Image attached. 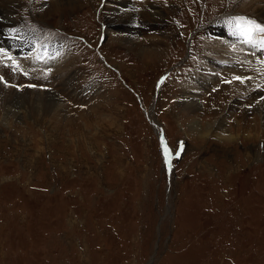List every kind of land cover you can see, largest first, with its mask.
I'll list each match as a JSON object with an SVG mask.
<instances>
[{
  "label": "rangeland",
  "instance_id": "obj_1",
  "mask_svg": "<svg viewBox=\"0 0 264 264\" xmlns=\"http://www.w3.org/2000/svg\"><path fill=\"white\" fill-rule=\"evenodd\" d=\"M160 2L158 18L139 12L143 0H17L6 11L35 39L15 55L0 44V102L16 104L15 116L0 106V264H264L261 98L222 90L252 76L240 63H264V49L207 31L233 12L264 20L249 0ZM126 5L137 12L115 16L116 41L102 15ZM40 43L55 53L35 54ZM218 94L227 103L212 134L190 135L180 99L202 110Z\"/></svg>",
  "mask_w": 264,
  "mask_h": 264
},
{
  "label": "bare ground",
  "instance_id": "obj_2",
  "mask_svg": "<svg viewBox=\"0 0 264 264\" xmlns=\"http://www.w3.org/2000/svg\"><path fill=\"white\" fill-rule=\"evenodd\" d=\"M16 1L17 0H0V14L4 13L3 16L6 18V16H5L6 11H8L9 8H13V6H16ZM140 2H142V1H140ZM146 3L150 7L148 5H146ZM249 3H252V5H254V7H256V10H255L256 11V14L261 19L264 20V0H249ZM143 4L146 5L147 7H145L143 10L140 9L141 11H139V12L142 15H144V16L145 15H149V16L152 15V16H155L157 18L159 16V14L161 15V13L159 12V9H160L159 7L162 6V5H166V4H162V2H160V0H159V2L157 0H148V1H144L143 0ZM104 6H106V5H104ZM131 6H133V5H130V6L129 5H126V7L117 9V11H115L117 13H112L113 15L110 14L109 15L110 17L108 16V18H106V15L103 13L102 19H103V22L105 24L104 32L110 33V32L113 31V28H114V33L113 32L112 33L114 35L115 34H118V33H115L116 32L115 31V27H117L118 24L122 23V20L121 19L120 20L116 19L115 16L116 15H118V16L121 15V18H123V17L124 18L125 17H128V18L133 17V13L135 14L137 11L135 9H133V7H131ZM234 14L235 13L233 12L232 15H229V16H226V17H223V18L220 16V18H217L216 20H214L213 22H211L210 25L207 27L208 34H211L212 37H214L216 35L217 36L218 35L221 36V34L219 33V31L216 29V26H221L222 29H220V31L225 34L224 36L226 38H229V39L231 38V40L234 39L237 43L240 44V46H243V47H245V46L246 47L252 46L250 44L244 43L243 38H241L239 36H236V35H233L232 32H229L230 30L233 31V27L229 25L228 21L232 20L233 17H236V15H234ZM6 20L7 21L5 22L3 19H0V24H1L0 25V33L3 32V27H4V33L0 35V39H1L0 40V44L3 43V46H7L8 45L9 49L13 52V55L18 54V53H25V52H27L30 48L33 47V45H34V40L33 39H35V38H33L28 33H27V35H23L21 32H19L13 26H11V22H9V19L6 18ZM127 24L128 23L126 22V25L125 26L127 27V30H126V33H125V37H127L129 40H133V41L135 40V43L136 44L138 42H141L140 39H137V37H136L137 31L133 30V26H131V22L129 23V25H127ZM8 27H11V31H8V29H7ZM122 28H123V26H122ZM5 35H8V36H5ZM122 37H123V34H122ZM125 37H123V39ZM257 38H259V36H257ZM115 39H116V41H119V40L121 41V35L118 34L116 37L114 36L113 37V40H115ZM219 41H221V40L219 39ZM240 41H242V43H240ZM209 43H210V41H209ZM252 47L254 49L258 50V51H262L264 49V48H261L259 46H258V48L257 47H254V46H252ZM35 49H37V51H38L35 54H39V53L42 54V52H44L45 50H47L46 51L48 53L47 56L51 55V53L52 54L55 53V51H56V47L53 44L47 45V44L40 43V45H38V47H36ZM213 50H211L210 52H213ZM233 50L234 51L235 50L236 51H239L238 49H233ZM230 53H232V51ZM240 54H242L243 56H245L242 52H240ZM235 55H236V53H235ZM0 56H1V54H0ZM229 57H231L230 54H229ZM222 58L224 59V57H222ZM226 58H228V57H226ZM249 58L250 59L246 58V60H245V58H244V60L242 59L243 61H241L240 64L244 65L243 68H242L243 71L245 70L247 73H253V75L247 77L246 75L244 76V74L239 75V74L235 73L232 76V80H231L232 82H229V84L223 85L222 90L228 89V94H229L228 98H230V97L236 98L238 95H240V94L246 95V93L248 95L245 96V97H250L251 95H255V96H253V99L255 97L261 98L260 101L257 104H255L254 108L255 109H256V107L261 108L262 114L264 116V95H263V93H264V63L259 62L260 60L259 61L254 60L253 57L252 58L249 57ZM205 63L206 64H209V61H207ZM210 63H212L213 65H216L214 63H217V62L215 61L214 63L213 62H210ZM240 64L237 63V65L235 66L236 67V70L235 71L238 70ZM217 65H218V63H217ZM203 69H204V71L205 70H207V71H205L204 74H201V73H199V74L204 75V76H210V74L212 72H210V70H208V68H205L204 67ZM59 70H61V69H59ZM63 75H65V73ZM194 76H196V75H194ZM217 77H219V75H217ZM217 77L215 76L214 78L216 79ZM235 77H241L242 79H235ZM0 80H1V78H0ZM68 80H70V82H72V78H70L69 76H66L64 82L70 83ZM216 80H218V79H216ZM3 87L4 86H3V84H1V81H0V93H1V88H3ZM224 93H226V92H224ZM2 94H5V93H2ZM219 94L218 95H213L214 97H211V99H209L210 106L208 108H206V109L203 108L202 109L203 111L200 110L202 108L201 107V103L194 96H190L188 98H181L180 99L179 106L182 107L181 113H183V120L186 121L187 119H190V120H188V124H190V125L186 127L187 130H190L188 132L190 135L192 134V136H193V134L194 135L197 134L198 136L199 135L206 136L210 132V123L212 122V119L216 115H218V113L224 111V105H225V103H227L224 98L222 100H221V98H219L220 95H221V94L220 95ZM23 95H25V94H23ZM42 96L44 97L43 100H45V101H46V99H49L50 100V102H49L50 110H54L55 111V110H58L60 108V105L61 104L59 103V101H57L59 99L56 97V94L54 93V91L45 90L43 92V95ZM4 97L5 98L1 97V100L3 99V102L2 101L0 102V106L3 107L4 109H8V110H6V112L11 111V114L13 116H15L14 110H11V107L12 106L13 107H16V104L13 103L11 100L6 99V96H4ZM235 103L234 104L233 103L231 104L229 102L228 106L226 107V111L227 110L229 111L230 108L236 106ZM204 109H205V111H204ZM200 111H202L203 113H205L204 114V118L207 120V121H205L202 124L201 123L199 124V123L196 122V120H193L194 117ZM247 114H248V110L246 111V115ZM263 120H264V117H263ZM220 124H221V121L219 120L217 122V124H216L217 125V128H219V125ZM251 128L256 129V125L251 126ZM216 130H217L216 127H214V129L212 130V132L213 131L216 132ZM217 136H219V139H225L226 138L225 140H230V139L232 140V136H230V135H226L225 134V136L224 135H221V136L220 135H217Z\"/></svg>",
  "mask_w": 264,
  "mask_h": 264
},
{
  "label": "snow or ice",
  "instance_id": "obj_3",
  "mask_svg": "<svg viewBox=\"0 0 264 264\" xmlns=\"http://www.w3.org/2000/svg\"><path fill=\"white\" fill-rule=\"evenodd\" d=\"M233 27L232 34L243 38L244 43L264 48V22H257L245 16H236L228 21ZM259 34V38H257ZM3 52V49H0ZM235 79H242L235 77Z\"/></svg>",
  "mask_w": 264,
  "mask_h": 264
}]
</instances>
